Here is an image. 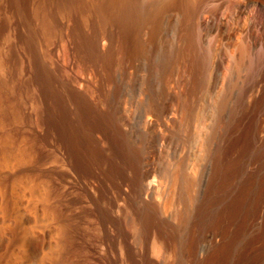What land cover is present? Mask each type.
Wrapping results in <instances>:
<instances>
[{
    "label": "rangeland",
    "instance_id": "374dc122",
    "mask_svg": "<svg viewBox=\"0 0 264 264\" xmlns=\"http://www.w3.org/2000/svg\"><path fill=\"white\" fill-rule=\"evenodd\" d=\"M152 1L142 0L141 3L146 7ZM185 2L164 11L157 24L143 22L140 24L143 28L129 32L126 35L129 47L122 49L118 45L117 48L114 46V50L118 52H114L112 65L108 68L101 65L89 67L90 64L83 59L85 54L79 49L80 53L76 47V41L73 42L67 26H63L65 35L62 38L42 40L40 47L45 59L49 60L52 73L55 72L54 76L58 75L56 78L62 80L63 77L72 82L78 92L82 91V95H87L85 97L88 101L91 100L97 110L110 114L114 124L117 122L111 130L96 129L95 138L102 158L92 168L74 170L55 141L52 145L42 140L49 136L53 141L56 136H52V130L50 132L44 117L39 113L41 106L38 105L43 102L39 103L35 94L34 96L27 90L20 89L26 76L14 70L13 59L11 64L8 63L12 70L5 66L4 69H9L10 72H0V75H7L9 72L7 77L4 76L5 81L7 78L5 83L4 77L0 76V96L5 95V99L3 95L0 97V110L2 126L7 132L3 131L2 135L6 133V137L11 138L15 145H12L13 151L18 148L19 152L28 153L29 162L26 163H30L21 167L22 169L10 170L13 173L9 172V180L6 177L4 181L8 186L0 183V261L4 260L6 264L14 259L18 264H214L212 254L220 242L207 243L209 239L204 237L198 241L199 248L195 253L190 251L192 234L194 230H198L196 228L201 219L204 216L212 219L232 195V190L235 191L244 184L248 175L253 176V186L255 185L252 187V190L255 189L252 195L254 192L264 194V162L258 164L257 159L253 160L254 155L264 149V0H202L199 15L195 14L194 18H189V14H186ZM197 17L204 20L198 22ZM86 27L88 26L81 25L76 29L82 38L86 36L85 39H91V29ZM3 37L0 26V46L9 49V45L2 44L5 43ZM257 48L263 51L259 53ZM7 49L5 52L11 53ZM183 49H187V52ZM240 57H245L246 60ZM9 75L13 77L8 79ZM12 91L15 92L14 95ZM32 96L38 103L36 100V103L31 101L35 99ZM36 111H39L38 114H35ZM248 140L252 144L258 142L248 149ZM249 150L254 151V154L249 153ZM236 162H241L240 176L238 174L229 181L231 185L223 182V167L235 165ZM16 170H22V173ZM191 172H196L193 179L197 183L188 189L184 178L190 176ZM177 174L179 181L174 184ZM151 178L158 183L161 180L162 184L165 183L161 199L163 198L162 203L169 206L171 213L168 215L162 214L163 210L154 196L146 198L144 191L140 192V188ZM134 179L140 180V188L133 186ZM203 181L209 182L207 189L203 186ZM225 185L228 192L217 193L218 187ZM11 189L15 192H11ZM32 189L37 192L35 194L38 197L42 196L46 200L44 206L39 204L43 208L30 204L34 203L31 201L34 196ZM187 195L194 197L195 204L188 205L190 203L185 200ZM13 199L17 200L15 204L10 203ZM262 200L261 214L256 216L261 224L256 217L253 218L252 223L249 222L251 225L239 239V246H245L254 256H262L260 260H264V210L261 212L264 209V196ZM186 205L190 207L187 208ZM207 205L210 206L209 210ZM175 213H181L180 220ZM61 227L67 230L65 236H61ZM253 227L255 231L251 230ZM256 231V234L263 235L255 244L252 238ZM146 234H149L148 237ZM21 235H25L24 246L20 241ZM205 243L209 245L204 253L201 247ZM152 244L155 245L152 247ZM172 246L175 247L174 254ZM235 253L236 250H233L227 264H233Z\"/></svg>",
    "mask_w": 264,
    "mask_h": 264
},
{
    "label": "bare ground",
    "instance_id": "6f19581e",
    "mask_svg": "<svg viewBox=\"0 0 264 264\" xmlns=\"http://www.w3.org/2000/svg\"><path fill=\"white\" fill-rule=\"evenodd\" d=\"M145 0H143L144 2ZM149 1V0H148ZM204 1V0H203ZM142 0H0V26L1 30H3L4 40L9 45V49L11 53L8 54V52H5V48L0 46V72L9 71L5 70V66H9L11 64L13 59V68L17 72H20L22 75H25V80L22 78L23 76L21 74V78L24 80V82H21V78L18 80H21V90H27V92L32 93L35 97H37V100L39 103H45L43 106L35 104L37 102L36 98L32 96L34 101V105L41 106L40 112L43 119L45 120V123L47 124L48 129L52 130L51 134L52 136H56L55 140L52 141L53 138H49V136H46V138L42 140H46V143H50L53 145L52 142L55 141V144L59 146L66 155L67 160L69 163L73 166L74 170L82 171L84 169H87L88 167L92 168V165L98 164L99 161H101V153L98 147V141L95 138V131L96 129H112L114 126L113 118L110 114L101 112L100 110H97L95 105L91 102V100H87V96L85 94L82 95L80 92H78V88L75 89L74 86L71 84L72 82L66 81L65 78H56L54 74L52 73L51 65L48 64L49 60L45 59V55L42 53L41 45L42 40L50 41L54 38H62L65 34L63 31V26H67L69 33L72 35L73 42L76 41V47L78 50L80 49L85 56L82 53V56H84V61L91 65H101L105 68H108L112 65V57H114V52H118V50H114V46L117 48V45L119 47H122V49H127L129 46L127 45L126 41V35L131 32L132 30H138L139 27L143 28L140 24L143 22H149L153 25L157 24L160 21L161 14L170 9L173 8L174 5L177 6L181 2H185L184 0H153L152 2H149V6H143L141 3ZM147 3V2H146ZM145 3V5H147ZM200 3H202V0H187L185 2V11L186 14H189V18H194L195 14H198ZM204 3V2H203ZM175 7V6H174ZM184 11V12H185ZM185 14V15H186ZM204 15V13H203ZM187 17V16H186ZM198 22H201V17H197ZM185 20V19H184ZM196 20V19H195ZM204 20V19H203ZM202 20V21H203ZM253 20V19H252ZM262 20V19H261ZM206 21V20H205ZM209 22V19H208ZM262 23V22H261ZM88 26L91 29L92 38L85 39L81 37L80 33L76 29L77 26ZM140 25V26H139ZM188 25V24H187ZM249 26V25H248ZM86 27V28H88ZM153 28V26H152ZM156 29V28H155ZM152 30V29H151ZM86 32V31H85ZM84 33V32H83ZM90 33V32H89ZM91 34L90 37H91ZM68 35V32H67ZM75 38V40H74ZM264 39V37H263ZM262 39V40H263ZM3 40V41H4ZM264 41V40H263ZM12 42V44H11ZM257 42V41H256ZM260 42V40H259ZM262 43V41H261ZM260 43V44H261ZM264 43V42H263ZM262 43V44H263ZM129 44V42H128ZM245 44V43H243ZM259 44V43H258ZM246 45V44H245ZM257 45V43H256ZM19 48H18V47ZM182 46V45H181ZM242 46V44H241ZM250 46V45H248ZM258 46V45H257ZM256 46V47H257ZM263 46V45H262ZM186 47V46H185ZM183 47V48H185ZM243 47V46H242ZM240 47V48H242ZM246 48V46H245ZM250 48V47H248ZM188 49V48H187ZM186 49V50H187ZM190 49V48H189ZM188 49V50H189ZM263 49V47H262ZM260 48H257L256 50H259V53L263 50ZM79 50V51H80ZM184 50V49H183ZM182 50V51H183ZM184 50V51H186ZM262 50V51H261ZM80 51V53H81ZM125 51V50H122ZM120 51V53L122 52ZM249 51H251L249 49ZM187 52V51H186ZM238 52V51H237ZM206 53V52H205ZM250 53V52H249ZM255 53V52H254ZM253 53V54H254ZM178 54V53H177ZM187 54V53H185ZM242 54V53H240ZM251 54V53H250ZM263 53H261L262 55ZM189 55V54H188ZM191 55V54H190ZM209 55V54H208ZM264 55V54H263ZM262 57L264 58V56ZM243 56V55H241ZM234 57V56H233ZM239 57V56H238ZM118 58V57H116ZM194 58V57H193ZM245 58V57H240ZM250 58V57H249ZM206 59V58H205ZM237 59V58H236ZM241 60V59H240ZM246 60V58H245ZM248 60V59H247ZM258 60V59H257ZM115 61V60H114ZM245 62V61H244ZM9 63V64H8ZM237 63V62H236ZM239 63V62H238ZM249 63H251L249 61ZM253 63V62H252ZM264 63V59H263ZM253 65V64H252ZM259 65V64H258ZM12 66V65H11ZM240 66V65H239ZM10 68V66L8 67ZM7 69V68H6ZM11 69V68H10ZM249 69V68H248ZM12 70V69H11ZM254 70V69H253ZM16 71H14L16 73ZM10 72V71H9ZM9 72H7L9 74ZM259 72V71H257ZM7 74V75H8ZM11 74V73H10ZM2 75V73H1ZM0 75V76H1ZM6 75H2L3 77ZM7 75L5 77H7ZM17 76V75H15ZM4 77V83L7 82V78L5 81ZM11 79L13 76H8ZM20 77V76H19ZM15 78V77H14ZM85 80V79H83ZM12 81V80H11ZM16 81V80H13ZM86 81V80H85ZM18 82V81H17ZM18 82V83H20ZM81 83V82H80ZM3 86V85H2ZM6 86V85H4ZM9 87V85H7ZM13 86V85H12ZM11 86V87H12ZM257 86V85H256ZM10 87V88H11ZM15 86H13L14 88ZM3 88V87H2ZM7 88V87H6ZM11 91V89L7 88ZM248 89V88H247ZM253 89V88H252ZM15 90V89H14ZM254 91V90H253ZM13 92V91H12ZM17 92V91H16ZM26 92V93H27ZM10 93V92H9ZM15 92H13L12 95H14ZM25 93V94H26ZM27 93V94H28ZM29 93V94H30ZM84 94V92H82ZM7 94V93H6ZM17 94V93H16ZM21 94V93H20ZM20 94L18 95L20 97ZM28 94V95H29ZM3 98L5 97L4 94ZM1 95V96H2ZM11 95V94H10ZM41 95V97H39ZM0 96V97H1ZM7 96V95H6ZM9 97V95H8ZM24 97V96H23ZM30 98V97H29ZM5 99V98H4ZM11 99V98H10ZM32 99V98H31ZM44 99V101H43ZM90 99V98H89ZM21 101V100H19ZM41 101V102H40ZM38 103V102H37ZM4 104V103H2ZM3 106V105H2ZM13 106V105H12ZM18 106V105H17ZM37 106V107H38ZM158 107V106H157ZM13 109H15L13 107ZM35 109V108H34ZM16 110V109H15ZM14 110V111H15ZM21 111V110H20ZM19 111V113H20ZM0 110V183H5V179L7 175H9V172L13 173L12 169L21 167H26V163L29 162L27 159V154H23L24 150H22L23 153L19 152L18 148H12V145H14L11 142V138L9 139L6 137V131L3 128V120H2V114ZM6 112V111H5ZM18 112V111H17ZM13 113V112H12ZM38 114V113H37ZM5 116V115H4ZM126 117V115L124 116ZM128 117V115H127ZM8 118V117H7ZM18 118V115H17ZM20 120L21 117H19ZM127 119V118H126ZM148 119V118H147ZM17 120V119H16ZM15 121V120H14ZM124 122V120H123ZM117 125V122H115ZM150 124V123H149ZM120 126V124L118 125ZM122 127V126H121ZM118 128V127H117ZM47 129V128H46ZM47 129V130H48ZM101 129V130H102ZM108 129V130H109ZM110 129V130H111ZM119 129V128H118ZM126 129V128H125ZM10 130V129H9ZM102 130V131H104ZM122 130V129H121ZM3 131H5V135H2ZM113 131V130H112ZM111 131V132H112ZM118 131V130H117ZM11 132V131H9ZM49 132V135H50ZM54 132V133H53ZM109 132V131H108ZM253 132V131H252ZM107 133V132H106ZM47 134V132H46ZM55 134V135H54ZM104 135V134H103ZM109 135V134H108ZM19 136V135H18ZM138 136V135H137ZM17 137V136H16ZM23 137V136H22ZM99 137V136H98ZM111 137V136H109ZM127 138V137H126ZM240 138V137H239ZM249 138V137H248ZM15 139V137H14ZM20 139L21 136H20ZM258 139V138H257ZM10 140V141H9ZM19 140V139H18ZM25 140V139H23ZM253 140V139H252ZM255 140V138H254ZM253 140V141H254ZM13 141V140H12ZM122 141V140H121ZM28 142V141H27ZM34 142V141H33ZM40 142V141H39ZM44 142V141H43ZM124 142V141H123ZM128 142V141H127ZM258 142V141H255ZM254 142V143H255ZM19 143V142H18ZM32 143V142H31ZM121 143V142H120ZM119 143V144H120ZM248 149L252 148L253 144L250 140H248ZM264 143V142H263ZM122 144V143H121ZM259 144V143H258ZM18 145V144H17ZM22 145V144H21ZM48 145V144H47ZM51 145V146H52ZM128 145V143H127ZM15 146V145H14ZM13 146V147H14ZM56 146V147H57ZM114 146V145H112ZM241 146V145H240ZM50 147V146H48ZM47 147V148H48ZM232 147V146H231ZM28 148V146H27ZM44 148V147H43ZM238 148V147H237ZM246 148V147H244ZM39 149V148H38ZM130 149V148H129ZM262 149V147H261ZM20 150V148H19ZM20 150V151H21ZM29 150V149H28ZM40 150V149H39ZM46 150V149H45ZM60 150V151H62ZM112 150V149H111ZM127 150V149H126ZM205 150V149H204ZM16 151V152H15ZM26 151V150H25ZM210 151V150H209ZM236 151V150H235ZM246 151V149H245ZM253 151V150H252ZM258 151V150H257ZM128 152V151H127ZM207 152V151H206ZM251 151L249 150V153ZM254 152V151H253ZM251 152V153H253ZM26 153V152H25ZM31 153V152H30ZM63 153V152H61ZM256 153V152H255ZM59 154V153H58ZM118 154V153H117ZM207 154V153H206ZM254 154V153H253ZM26 155V156H25ZM36 155V154H35ZM34 155V156H35ZM109 155V154H108ZM29 156V154H28ZM33 156V155H32ZM119 156V155H118ZM206 156V155H205ZM253 157L252 155H250ZM31 157V156H30ZM29 157V159H31ZM42 157V156H41ZM52 157V156H50ZM60 157V156H59ZM62 157V156H61ZM210 157V156H209ZM240 157V156H239ZM28 161H26V159ZM125 158V157H124ZM257 159L258 164H261L259 162H264V149L260 153L254 155L253 160ZM32 160V159H31ZM34 160V159H33ZM36 160V159H35ZM46 160V159H45ZM47 161V160H46ZM108 161V160H107ZM122 161V160H121ZM132 161V160H131ZM246 161V160H245ZM33 162V161H32ZM31 162V163H32ZM235 162V161H234ZM244 163V160H242ZM253 162V161H252ZM68 163V165H69ZM205 163V162H204ZM232 163V161H231ZM230 163V164H231ZM241 163V162H240ZM239 162H236L234 165H229V167H225L223 169L222 179L223 182L229 183L233 178H235L239 174V170L242 167ZM37 164V162H36ZM44 164V163H43ZM208 164V163H206ZM229 164V163H226ZM255 164V163H254ZM257 164V163H256ZM263 164V163H262ZM33 165V164H32ZM245 165V163L243 164ZM64 166V165H63ZM210 166V165H209ZM208 166V167H209ZM259 166V165H257ZM68 167V166H67ZM207 167V166H206ZM214 167V166H213ZM35 168V167H34ZM33 168V169H34ZM42 168V167H40ZM116 168V167H115ZM149 168V167H148ZM210 168V167H209ZM260 168V167H259ZM264 168V167H262ZM22 169V168H21ZM64 169V168H63ZM97 169V168H96ZM193 169V168H192ZM197 169V168H196ZM213 169V168H212ZM258 169V168H257ZM24 170V169H23ZM26 170V169H25ZM28 170V169H27ZM89 170V169H88ZM117 170V169H116ZM151 170V169H150ZM194 170V169H193ZM192 170V171H193ZM20 171V170H16ZM22 171V170H21ZM20 171V172H21ZM71 171V170H70ZM87 171V170H86ZM142 171V170H141ZM146 171V170H145ZM211 171V170H210ZM242 171V168H241ZM260 171V170H259ZM258 171V174H259ZM264 171V170H263ZM45 172V171H44ZM67 172V171H66ZM147 172V171H146ZM187 172V171H186ZM212 172V171H211ZM210 172V173H211ZM219 172V171H218ZM16 173V172H15ZM22 173V172H21ZM79 173V172H78ZM174 173V172H173ZM245 173V172H244ZM257 173V172H255ZM263 173V172H262ZM29 174V173H27ZM31 174V173H30ZM29 174V175H30ZM36 174V173H35ZM137 174V173H136ZM184 174V173H183ZM199 174V173H198ZM246 174V173H245ZM254 174V172H253ZM74 175V174H73ZM186 175H188L186 173ZM196 175V172H191L190 176H187L184 178V184L186 185V188H190L194 183L196 182V179H193V177ZM201 175V174H200ZM210 175V174H209ZM255 175V174H254ZM263 175V174H262ZM12 176V175H10ZM37 176V175H36ZM122 176V175H121ZM169 176V175H168ZM240 176V174H239ZM257 176V175H255ZM264 176V175H263ZM46 177V176H45ZM91 177V176H90ZM126 177V176H125ZM146 177V175H145ZM196 177V176H195ZM202 177V176H201ZM11 178V177H10ZM35 178V177H34ZM157 178V177H156ZM178 174L174 177V184L178 180ZM204 178V177H203ZM240 178V177H239ZM253 176L248 175L247 180L244 184H241L236 188V190H232V195L227 198V201L224 202L218 212L214 215L212 219H209L204 216L203 219L199 222V225L194 230V234H192V240L190 242V251L192 253H195L198 246V241L200 239L206 237L209 239V242H220L213 251V257H214V264H227L230 262V257L233 250H236L235 253V260L232 262L233 264H264V260H260V257L262 256H254L253 253L250 251L248 252L247 249H245V246H239V239L242 236V234H245L244 232L249 227V222L255 218L258 214L260 215V203L263 199L264 194L261 193H255L252 195V187L253 186ZM9 180V178L7 177ZM52 179V178H51ZM160 179V178H159ZM158 179V180H159ZM182 179V178H181ZM207 179V178H206ZM205 179V180H206ZM7 180V181H8ZM27 180V179H26ZM25 180V181H26ZM166 180V179H165ZM238 180V179H237ZM262 180V176H261ZM6 181V182H7ZM14 181V180H13ZM11 180V182H13ZM32 181V180H31ZM38 181H40L38 179ZM94 181V180H93ZM142 181V179H141ZM163 182V180H161ZM160 181V182H161ZM171 181V179H170ZM173 181L171 184H173ZM179 181V180H178ZM208 181V180H206ZM203 181V186L205 189L208 187L209 182ZM221 181V180H220ZM256 181V180H254ZM259 181V180H258ZM23 183V181H21ZM29 182V181H28ZM41 182V181H40ZM53 182V181H52ZM90 182V181H89ZM130 182V181H129ZM144 182V181H143ZM158 183L157 180L154 178L149 179L146 181L145 186L140 188V180L134 179L132 180V184L135 188L142 189L140 192L144 191L146 194V197L151 195L154 196L155 199L158 201V204L162 208V214L168 215L169 214V206L167 204L162 203L161 199V193L166 188L165 183L162 184ZM168 182V181H167ZM182 182V181H181ZM222 182V181H221ZM261 182V181H260ZM263 182V181H262ZM39 183V182H38ZM49 183V182H48ZM91 183V182H90ZM180 183V182H179ZM197 183V182H196ZM257 183V181H256ZM264 183V182H263ZM8 184V183H7ZM6 183L5 185L8 186ZM13 184V183H12ZM33 184V183H32ZM42 184V183H41ZM162 184V185H161ZM167 184V183H166ZM176 187L178 186V183H176ZM202 184V183H201ZM226 184V183H225ZM230 184V183H229ZM30 185V183L28 184ZM37 185V184H36ZM35 185V186H36ZM95 185V184H94ZM130 185V184H128ZM169 185V184H168ZM184 185V186H185ZM231 185V184H230ZM260 185V183L258 184ZM257 185V186H258ZM5 186V188H6ZM16 186V185H15ZM25 186V184H24ZM48 186V185H47ZM97 186V184H96ZM132 186V187H133ZM175 187L174 185H172ZM171 186V187H172ZM181 186V185H180ZM179 186V187H180ZM14 187V186H13ZM29 187V186H28ZM27 187V188H28ZM51 187V186H49ZM59 187V186H58ZM61 187V186H60ZM131 187V186H130ZM133 187V188H134ZM195 187V186H194ZM202 187V186H201ZM3 188V186L1 187ZM15 188V187H14ZM26 188V189H27ZM32 188V186H31ZM37 188V187H36ZM39 188V187H38ZM41 188V187H40ZM39 188V189H40ZM124 188V187H123ZM122 188V189H123ZM170 188V187H169ZM168 188V189H169ZM203 188V187H202ZM35 189V188H34ZM43 189V188H42ZM42 189L40 191H42ZM125 189V188H124ZM123 189V190H124ZM172 189V188H171ZM258 189V187H257ZM31 190V189H30ZM38 190V189H37ZM51 190V189H50ZM57 190V189H56ZM126 188V193H127ZM175 190V188H173ZM217 193L221 192V194H226L228 192L227 186H221L218 187ZM6 191V189H5ZM14 191L11 189V192ZM52 191V190H51ZM165 191V190H164ZM168 191V190H167ZM176 191V190H175ZM264 191V190H263ZM15 192V191H14ZM13 192V193H14ZM32 196L33 198L30 202L32 206H35L36 208L40 206L39 204H43L46 201L45 199H42V196L38 197V194H35V190L32 189ZM54 192V191H52ZM137 192V191H136ZM181 192V191H180ZM191 192V189H190ZM194 192V191H193ZM42 193V192H41ZM164 193V192H163ZM178 193V192H177ZM182 193V192H181ZM213 193V192H212ZM5 194V192H4ZM15 194V193H14ZM13 194V195H14ZM17 194V193H16ZM46 194V193H45ZM124 194V192H123ZM208 194V193H207ZM19 195V194H18ZM17 195V196H18ZM37 195V196H36ZM41 195V194H39ZM141 195V194H140ZM164 195V194H163ZM167 195H169L167 193ZM172 195V194H171ZM216 195V193H215ZM12 196V195H10ZM165 196V195H164ZM188 196V195H187ZM186 196V197H187ZM195 196V195H194ZM219 196V195H218ZM251 196H254V198H251ZM168 197V196H166ZM184 197V196H182ZM185 197L186 202L188 201V205H192L194 203L193 198L189 195L187 198ZM217 197V196H216ZM46 198V197H43ZM48 198V197H47ZM143 198V197H142ZM174 198V197H173ZM214 198V197H213ZM222 198V197H221ZM45 200V201H44ZM152 200V199H151ZM205 200V199H204ZM218 200V198H217ZM224 200V199H223ZM17 201V200H16ZM13 199V202L10 201V203L15 204L16 202ZM49 201V200H48ZM148 201V200H146ZM210 201V200H209ZM263 201V200H262ZM151 202V201H150ZM170 202V201H169ZM185 202V201H184ZM217 202V201H216ZM180 203V202H179ZM209 203V202H208ZM29 204V207L31 208V205ZM46 204V203H45ZM48 204V203H47ZM195 204V203H194ZM264 204V202H263ZM179 205V204H178ZM152 206V205H151ZM180 206V205H179ZM187 206V205H186ZM209 206V205H207ZM211 206V203H210ZM210 206L208 207V210L210 209ZM9 207V206H8ZM12 207V206H11ZM10 207V208H11ZM41 207V206H40ZM184 207V206H183ZM190 206H187V208ZM7 208V207H5ZM43 208V207H41ZM45 208V207H44ZM176 208V207H175ZM218 208V207H217ZM264 208V207H262ZM171 209V208H170ZM186 209V208H185ZM192 209V208H191ZM149 210V209H148ZM213 210V209H212ZM264 209H261V212L263 213ZM33 211V210H32ZM178 211V210H177ZM182 211V210H181ZM194 211V210H193ZM201 211V210H200ZM215 211V209H214ZM213 211V212H214ZM180 212V210H179ZM203 212V211H202ZM208 212V211H207ZM171 213V212H170ZM183 213V212H182ZM205 213V212H204ZM60 214V213H59ZM141 214V213H140ZM154 214V213H153ZM177 213H175L176 215ZM181 214V213H179ZM179 214H177V218L179 219ZM155 215V214H154ZM163 215V217H164ZM192 215V214H191ZM211 215V214H210ZM258 215V216H259ZM7 216V215H6ZM58 216V215H57ZM173 216V214H172ZM262 216V215H261ZM60 217V216H59ZM62 217V216H61ZM67 217V216H66ZM170 217V216H169ZM168 217V218H169ZM176 217V216H175ZM185 217V216H184ZM203 217V216H202ZM201 217V218H202ZM264 217V215H263ZM172 218V217H171ZM191 218V217H190ZM257 218V217H256ZM68 219V218H67ZM70 219V218H69ZM138 219V218H137ZM146 219V218H145ZM148 219V218H147ZM167 219V218H166ZM170 219V218H169ZM175 219V218H173ZM259 222V218H257ZM264 219V218H262ZM260 217V220H262ZM61 220V219H60ZM172 220V219H171ZM170 221V220H169ZM186 221V220H184ZM190 221V219H189ZM256 221V220H254ZM65 222V221H64ZM114 222V221H113ZM119 222V221H118ZM157 222V221H156ZM192 222V221H191ZM264 222V220H263ZM262 222V223H263ZM69 223V222H68ZM116 223V222H115ZM112 223V224H115ZM189 223V222H188ZM194 223V222H193ZM252 223V221H251ZM260 223V222H259ZM174 224V223H173ZM172 224V225H173ZM183 224V223H182ZM258 224V223H257ZM261 224V223H260ZM176 225V223H175ZM179 225V224H178ZM177 225V227H178ZM43 226V225H42ZM108 226V225H107ZM113 226V225H112ZM116 226V225H115ZM119 226V225H118ZM115 227V228H118ZM190 226V225H189ZM72 227V226H71ZM187 227V226H186ZM255 227V226H254ZM251 228L252 229H254ZM263 227V225H262ZM59 228V227H58ZM61 236L66 235V231L64 227H61ZM110 228V227H108ZM136 228V227H135ZM151 228V227H149ZM156 228V227H155ZM165 228V227H164ZM163 228V229H164ZM168 228V227H166ZM256 228V227H255ZM259 228V227H257ZM123 229V228H122ZM195 229V228H194ZM250 229V228H249ZM59 230V229H58ZM118 230V229H117ZM129 230V229H128ZM133 230V229H132ZM131 230V231H132ZM148 230V229H147ZM162 229H160L161 231ZM257 230V229H256ZM139 231V230H138ZM253 231V230H252ZM255 231V229H254ZM259 231V229H258ZM74 232V231H73ZM117 232V231H116ZM119 232V231H118ZM124 233V231L122 230ZM155 232V231H154ZM143 233V232H142ZM255 234L257 233L254 232ZM58 234V233H57ZM117 234V233H116ZM175 234V233H174ZM252 233H250L251 235ZM253 234L252 242L256 244L257 241H260L262 239V233ZM134 235V234H133ZM147 237L149 234H146ZM156 235V234H155ZM107 236V235H106ZM248 236V235H247ZM67 237V236H66ZM65 237V238H66ZM119 237V236H118ZM182 237V236H181ZM180 237V238H181ZM72 238V237H71ZM70 238V239H71ZM121 238V237H120ZM124 238V237H123ZM126 238V237H125ZM129 238V237H128ZM146 238V237H145ZM159 238V237H158ZM249 238V237H248ZM63 239V238H62ZM69 239V238H68ZM73 239V238H72ZM103 239V238H102ZM155 239V238H154ZM119 240V239H118ZM133 240V239H131ZM167 240V238H166ZM176 240V239H175ZM205 239H203L204 241ZM244 240V239H243ZM242 240V241H243ZM246 240V239H245ZM244 240V241H245ZM250 240V238L248 239ZM21 244L24 246L25 244V235H21ZM208 241V240H207ZM241 241V242H242ZM103 242V241H101ZM138 242V240H137ZM152 242V241H151ZM249 242V241H248ZM61 243V242H60ZM123 243V242H122ZM144 243V242H143ZM142 243V244H143ZM147 243V242H146ZM203 243V242H202ZM201 243V244H202ZM120 244V243H119ZM156 244V243H155ZM152 244L151 246L153 247ZM159 244V243H158ZM164 244V243H163ZM243 244V243H242ZM245 244V243H244ZM106 245V244H105ZM128 245V244H127ZM141 245V244H140ZM148 245V243H147ZM170 245V244H169ZM209 245V244H208ZM208 245L205 243L201 247L202 252H207ZM213 245V244H212ZM263 245V243H262ZM62 246V244H61ZM68 246V245H67ZM115 246V245H113ZM122 246V245H121ZM120 246V247H121ZM132 246V245H131ZM144 246V245H143ZM159 246V245H158ZM162 246V245H161ZM171 246V245H170ZM169 246V247H170ZM248 246V245H247ZM246 246V247H247ZM255 246V245H253ZM252 246V248H253ZM258 246V245H257ZM255 246V247H257ZM264 246V245H263ZM69 247V246H68ZM73 247V246H72ZM124 247V246H122ZM127 247V246H126ZM134 247V246H133ZM254 247V248H255ZM65 248V247H64ZM141 248V247H140ZM157 248V247H156ZM165 248V247H164ZM172 250L175 247H171ZM177 248V246H176ZM210 248V247H209ZM235 248V249H234ZM248 248V247H247ZM253 248V249H254ZM60 249V248H59ZM122 249V248H121ZM168 250H171L167 248ZM251 249V248H250ZM259 249V248H258ZM261 249V248H260ZM125 250V249H123ZM142 250V249H141ZM166 250V249H165ZM262 250V249H261ZM54 251V250H53ZM56 251V250H55ZM120 251V250H119ZM150 251V250H149ZM154 251V250H153ZM260 251V250H259ZM74 252V251H73ZM122 252V251H121ZM120 252V253H121ZM157 252V251H156ZM165 252V251H164ZM173 250V254H174ZM258 252V251H257ZM152 253V252H151ZM163 253V252H162ZM170 253V252H169ZM191 253V255H192ZM263 253V252H262ZM155 254V252H154ZM172 254V252L170 253ZM208 253H206L207 255ZM210 254V255H211ZM255 254V253H254ZM264 254V253H263ZM132 255V254H131ZM140 255V254H139ZM151 255V254H149ZM156 255V254H155ZM166 255V254H165ZM168 255V254H167ZM2 256V255H1ZM171 256V255H170ZM66 257V256H65ZM68 257V256H67ZM124 257V256H123ZM137 257V256H136ZM154 257V256H153ZM163 257V256H162ZM165 257V256H164ZM163 257V258H164ZM169 257V256H167ZM172 257V256H171ZM189 257V256H188ZM192 257V256H191ZM196 257V256H195ZM202 257V254H201ZM144 258V256H143ZM176 258V257H175ZM180 258V257H179ZM200 258V257H199ZM203 258H205L203 256ZM234 258V257H233ZM232 258V259H233ZM56 259V258H55ZM62 259V258H61ZM131 259V258H130ZM140 259V258H139ZM142 259V258H141ZM150 259V258H149ZM156 259V258H155ZM167 260V258L165 257ZM169 259V258H168ZM182 259V258H181ZM186 259V257H185ZM50 260V258H49ZM161 260V259H160ZM191 260V259H190ZM207 260V259H206ZM53 261V259L51 260ZM56 261V260H55ZM123 261V260H122ZM125 261V260H124ZM127 261V260H126ZM165 261V260H164ZM172 261V260H171ZM61 262V261H60ZM64 262V261H63ZM166 262V261H165ZM168 262V260H167ZM187 262V261H186ZM131 263V262H130ZM135 263V262H134ZM170 264V262H168ZM167 263V264H168ZM195 263V262H194ZM0 264H6L4 260L0 261ZM8 264H18V261L15 259L13 261H10ZM60 264V263H59ZM162 264V263H161ZM166 264V263H163ZM188 264V263H187ZM213 264V263H212Z\"/></svg>",
    "mask_w": 264,
    "mask_h": 264
}]
</instances>
